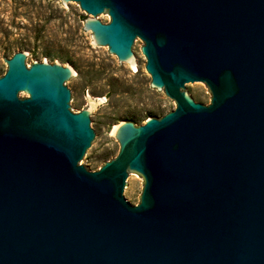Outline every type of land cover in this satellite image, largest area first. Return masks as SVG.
Wrapping results in <instances>:
<instances>
[{"label": "water", "instance_id": "95a60500", "mask_svg": "<svg viewBox=\"0 0 264 264\" xmlns=\"http://www.w3.org/2000/svg\"><path fill=\"white\" fill-rule=\"evenodd\" d=\"M96 47L177 103L121 121L119 154L79 111L76 57L6 58L0 264H264V0H63Z\"/></svg>", "mask_w": 264, "mask_h": 264}, {"label": "rangeland", "instance_id": "374dc122", "mask_svg": "<svg viewBox=\"0 0 264 264\" xmlns=\"http://www.w3.org/2000/svg\"><path fill=\"white\" fill-rule=\"evenodd\" d=\"M88 14L80 4L70 10L63 0H0V76L17 51L34 48V60L59 61L72 66L76 57L87 71L71 84L79 94V111L98 104L105 109L96 127L105 135L85 161L91 170L115 158L121 145L114 128L128 118L141 124L152 115L161 117L176 108L165 90L151 85L145 63L131 67L111 53L109 47H96L93 31L84 28Z\"/></svg>", "mask_w": 264, "mask_h": 264}, {"label": "bare ground", "instance_id": "6f19581e", "mask_svg": "<svg viewBox=\"0 0 264 264\" xmlns=\"http://www.w3.org/2000/svg\"><path fill=\"white\" fill-rule=\"evenodd\" d=\"M118 126H119V125H116V126H115V128H114V133H115V131L117 130Z\"/></svg>", "mask_w": 264, "mask_h": 264}, {"label": "trees", "instance_id": "16d2710c", "mask_svg": "<svg viewBox=\"0 0 264 264\" xmlns=\"http://www.w3.org/2000/svg\"><path fill=\"white\" fill-rule=\"evenodd\" d=\"M149 115L155 116L154 114L150 113Z\"/></svg>", "mask_w": 264, "mask_h": 264}]
</instances>
